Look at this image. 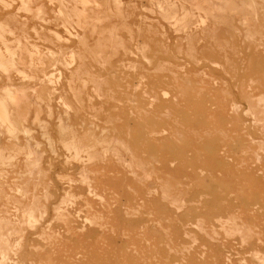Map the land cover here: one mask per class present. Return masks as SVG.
<instances>
[{
    "label": "rangeland",
    "instance_id": "374dc122",
    "mask_svg": "<svg viewBox=\"0 0 264 264\" xmlns=\"http://www.w3.org/2000/svg\"><path fill=\"white\" fill-rule=\"evenodd\" d=\"M0 264H264V0H0Z\"/></svg>",
    "mask_w": 264,
    "mask_h": 264
}]
</instances>
